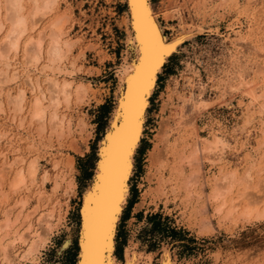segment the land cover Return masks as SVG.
Returning a JSON list of instances; mask_svg holds the SVG:
<instances>
[{
  "label": "rangeland",
  "instance_id": "rangeland-1",
  "mask_svg": "<svg viewBox=\"0 0 264 264\" xmlns=\"http://www.w3.org/2000/svg\"><path fill=\"white\" fill-rule=\"evenodd\" d=\"M181 1L183 3V0H150L152 7L154 6L153 10L156 14H158V21L163 27L165 35H167L168 38L173 37L180 31L182 32V30H187V28H189L187 31L190 30L192 34L189 33L190 37L186 39V41L182 43L181 46L178 47V51L176 53H173L168 58L167 62L163 65L162 71L158 74L155 88L151 96L149 97V104L146 110L145 120L143 124L142 137L134 154V168L129 179V193L127 202L132 198L134 202L130 207H128V210L126 207V202L125 207L123 208L120 215V219L117 223L115 235V256L119 264H123L122 262L124 259V249L131 243L132 246L135 247L134 249L141 252L154 251L157 257L159 256V253L161 252L163 247H168L173 258H176L178 261L182 262L186 260V262H190L189 264H264V217H260V219L258 220L252 219L250 221H243L242 219H239V221L237 220L236 224L232 225L231 221H227L229 219L223 221L225 220L224 218H219L222 217L221 214L223 212L217 216H214L212 206H209L207 213L203 214V216L200 215L198 213V199H195L194 195L189 194L187 191L185 192L183 189L179 190L181 193L179 191L174 193L162 192L163 194L154 190V188H156L155 178L157 179V176L160 175L161 171L166 175L168 173V169H161V167L158 169L157 164L156 167H154L155 164H153V162L150 163L151 160H149L148 153L155 143L157 144V147H162V143H165L166 141L164 136L160 138V135L157 133V130L160 129L163 122L166 123L167 126H171V130L169 133L171 138L170 140L178 137L181 132L183 133V131H186V127L178 130L176 129V126H172L171 118L177 116L180 120L183 113L184 115L186 114V118L184 116L181 120H184L187 123L188 118L192 115L189 103H184L185 106L183 105V108L180 104L181 95H183L185 98H188V96L186 95L189 94L188 83L190 82V79L193 81V89L195 88L194 92L197 93L198 88L196 86V78L198 75L203 80H205L207 77H209L210 79L214 78L215 76L219 77L223 75L224 71L229 67L231 56L230 54L233 50L231 41H233L235 37L238 38L239 35H249L252 40L251 43L254 44V47L257 48V50H254V47L252 48L251 45H243L241 49L238 48V52L236 53V55L241 60H248L253 59L255 56L257 57L262 53V56L259 55L257 57V60L260 62L259 64H263L264 62V0H235L232 5L229 4L228 6H225V8H217V6L214 7V5H217L219 3V0H216L217 3L215 0H210V3L209 0H207V4L206 2H204L205 0H188L189 2L187 0H184L185 2L183 4L181 3V5H184L182 7L180 5ZM195 2H198V4L200 5L198 6ZM195 4L198 7H195ZM59 5L60 10H58V12H62L66 9L64 13L67 12L69 15L66 26L70 28V36L73 39L78 38L79 41H77L76 45L73 46L72 51L69 55L70 57L68 56V59L66 61V64H68L65 65V67L69 70L68 72H70V76H68L69 73L67 72V70H65L67 74L59 73L58 77L60 80H62V78L71 80L72 85L74 86L76 83H78L79 80V82L82 81L86 84L88 83L87 85L88 87H90L88 95L83 104L75 101L76 99L74 98L73 94L70 98L69 103L66 105L67 108H65V103H61L59 105L60 114H63L65 119L69 118V122L71 121L69 133H64L65 136H56V140V138L54 137L56 135L55 133H53L52 136L49 137V127L47 129L45 128L44 132H38L40 133V135L36 132L37 130L39 131V129L35 126L37 125L36 121L34 122L32 118L30 119L31 114L29 112L31 111H29L30 108L28 107H30L31 104L30 100L32 101L33 95H35L37 92H33L27 87L29 85L26 83L25 79H23L25 78L23 70H27V73L32 75V78L34 79V76H36V79H38V81L40 82L41 87L46 89V91H48L47 87H49V84L48 82L44 81H47L45 78L48 76L49 72L40 68H36L34 70V68L25 67L26 69H24L23 54L25 53V51L22 49L23 45H21L22 47H19V50L15 55L16 57L14 56V59L12 60L13 66L16 68L17 73L20 72L18 74V77L13 81L14 83L15 81H17L18 83L16 82L14 84L13 82H9L6 83V85L4 84L3 86H6L8 88H3L2 90H4L5 92H1L2 94L0 93V100L2 101V103H0V135L2 132L7 131V134L2 133L4 134L3 137L5 138L0 136V138L2 137V140L0 139V155L4 154L3 157L0 156V158L3 159L5 157L4 160H7V162L14 161V158L23 159L21 161L22 163H18L17 165L10 167L9 170H7V172L5 173V177L3 176V179H0V191L3 192H0V199H5L4 201L0 200V202H3L0 203V215L2 214V212L4 213L7 209H10V207H12L14 204L13 202H15L17 199H19L20 197H27L28 202L25 212H29L27 210H30V208L32 210V206L34 204L35 205L33 207L37 206L36 213L30 217L33 223V227L35 226L34 228H36L38 223L37 221L35 223V220H38V217L37 219H35L36 216H38L39 213H45L43 211H46V208H48V206L45 204L50 203L46 198L47 195L50 194L53 190L52 185L54 183L55 173L54 164H56L60 158L62 159L63 156L65 157V155H67L69 157H72L74 166L76 168L74 173L76 184L75 193L68 199V207L66 212L65 210L62 211L64 214V219L61 225H56V229L53 228L54 231L52 230V234L49 237L48 243L46 244L45 248L41 250L36 260L33 262H27V264H76L78 256V232L80 227V205L83 197V192L86 190L87 186H89V182L94 174V166L98 157L97 151L99 147V140L102 139L105 131L109 127L111 120L110 118L112 117V111L116 105V93L118 85L117 70L120 67V64H122L125 49L126 31L124 29L125 26L121 23V20L123 16L126 15L127 11L124 0H60ZM164 5L168 6L164 7ZM169 5L173 9H171ZM173 6L175 8L176 6H178L179 8L174 9ZM165 11H170V14L166 13ZM174 11H176V13L178 14H176ZM198 11L199 13H197ZM203 12H205L207 15ZM210 12H212V14ZM171 13L174 14L172 15ZM55 16H57V14ZM52 17H54V14L48 15L46 19L42 20L34 30V33H36L37 31L40 32V30L45 29L44 27H46V25L44 27L43 25L46 24V22H48ZM181 24L183 27L181 26ZM40 26L43 28L39 29ZM193 29L196 31H194ZM46 39L47 38H45L44 40ZM262 48L263 52H260L258 49ZM19 51L23 53L21 54V52L19 53ZM18 54H21V56L23 57ZM71 55L72 58H74V56L77 58L73 59L76 63L75 66L77 65V68L74 67L75 70L77 69L75 72H73L74 69H72L71 65L69 64ZM19 62L21 64H19ZM43 62L44 58L40 60L39 64H42ZM78 65L80 67H78ZM186 65H188V67ZM43 71L45 72L44 74ZM196 72L198 73L197 75ZM38 73H40V75ZM26 75L27 74L25 73V76ZM37 75H39L40 77ZM258 77L264 78L260 74L258 75ZM194 81L196 82L194 83ZM207 86L203 98L204 102L206 101L205 104L207 105L208 102V105L207 107L205 105L203 111L204 115L199 119L198 125L194 128L196 131H194V133H198V135L201 134L200 136L196 134L197 140L201 139L202 137H206L208 135V132H214L216 130L227 132V134L232 136L231 141L236 138V144L232 145V148L227 150L226 156L223 157L222 162L220 160L222 164L218 162L219 165L217 164L218 166H214L215 168L213 167L214 169L212 168L211 172H207L208 175L212 177V174L216 173V167L218 168L220 167V165L223 166V164L225 165L223 166L224 168H237L238 173H241V171H243L241 169H244L242 167L244 166L243 163L248 152H252V155L256 154L255 160L259 159L255 163L256 167L254 166L255 168L254 170H252V174L254 175L255 172L258 171H256L255 169L260 168L259 165H261V167H264V158H261L263 156V154L261 153H263L264 149V132L258 127L260 123V119L258 118H260V116L255 113V117L251 120V122L246 125V128L244 130H241L240 125H243L244 118L246 116L244 108H246L245 105L247 100L243 101L240 99V97L235 96L230 101L231 104H229L228 106L219 104V102L216 100L217 93L214 83L209 82ZM19 87L25 88L27 93L24 100L23 110L21 112L16 111V113H18L16 114L15 111L12 110V106L8 103V99L9 96L15 95L17 93ZM6 90L9 96L6 93ZM177 92L179 93L178 95H176ZM3 93H5L6 95H3ZM4 96L6 97L4 98ZM3 98L6 100H4ZM29 98L31 99L29 100ZM216 101L218 103H216ZM71 102L76 103L74 104ZM6 103L7 105H9V109H11L13 112L11 110L9 111ZM163 103L166 104L164 105ZM1 104L2 106L5 104L3 107L4 109L1 107ZM70 104L73 105L71 106ZM63 106L64 108H62ZM6 109H8L9 114H7L8 111ZM3 113L6 114L4 115ZM17 115H19L20 118H24H21L23 121L20 120ZM22 115H24V117ZM79 116L80 118H84L86 120L88 127L86 131H83V134L78 130L77 126L79 120L77 118H79ZM167 116H169L170 118H168ZM10 117L12 118L9 119ZM166 118L168 120H166ZM28 119H30V122L28 121ZM17 124L20 126H18ZM16 125L18 128L16 127ZM73 125L74 129H77L75 130L77 132H75L74 129H71L73 128ZM35 127L37 128V130L35 129L36 131L34 130ZM187 127H190V125ZM249 129H252V132ZM88 131L91 133V135L86 137V133ZM30 133L32 134L30 135ZM34 133H36V135ZM10 134L11 136H9ZM32 135L34 138H32ZM37 135L39 136V138L41 137V139H39ZM155 135H158L157 138ZM187 135L189 136L191 135V133ZM46 137H48V139L50 140L46 139ZM65 137L68 139H65ZM69 137L73 138H70L69 140ZM80 138H85V142ZM158 138L160 139L157 140ZM73 139L75 140V143L72 142ZM10 140L13 142L10 143ZM35 140H40L41 143H45L48 140L47 142H49L48 144L50 146H47V142L44 145H46L48 148L46 146L43 147V145L40 146L41 143L38 142L37 144ZM261 141L263 143L258 150L256 148H258V142L261 143ZM34 142L38 146L32 144ZM192 142L193 140L191 139V137H187V141H181L180 143L177 142V145L181 146L185 143L190 144L187 147L188 149H190L189 147H191ZM244 142L246 144H244ZM9 143L10 145L8 146L7 144ZM26 144H32L33 146H27ZM240 144H244L246 148L240 149ZM27 147L29 149H27ZM36 147L39 149H37ZM15 148L17 151L15 150ZM26 149L29 151H25ZM188 149L186 151H188ZM255 150L256 152L255 154H253V151ZM27 152H29V154H27ZM15 155L19 156L20 158L14 157ZM32 156H34L33 158L37 159L39 167L36 181L37 184L29 186L27 190L26 187L25 190L23 187H21L19 190L17 189L16 192L14 191L11 194L12 191L7 184L10 185V180L13 177L12 174L14 175V169H17L20 164L21 166H25L26 164H28L26 162H28V160L32 158ZM2 159H0V162H2ZM210 166H212V163H207L206 170ZM223 167H220L222 171H227V169H223ZM43 170L44 172L48 171L50 177H52L47 181L46 188H42V192H44V195L41 196V201H39L40 199H38L39 197L37 196V190L41 187V185H39V182L42 174L44 173ZM188 171L190 172L189 169L185 168L182 176L186 175ZM150 172H154L153 175ZM7 174L9 177L7 176ZM150 174L152 178L150 177ZM256 175H258V177ZM256 175L253 176V181L255 179L256 181L260 179V175L258 173ZM6 179L8 183L6 182ZM211 179L209 181L212 182L213 179ZM2 184L4 185L2 186ZM210 185L213 184L210 183ZM260 185L262 184L260 183ZM193 189L194 190L192 192H195V188ZM234 189L237 191L236 188ZM234 189L230 193V195L232 196H235ZM204 190L205 191L203 192V196L201 195L202 199H205L207 197L204 194L209 193V187H205ZM4 191L7 192V198L2 197V194H5ZM58 191L60 195V190ZM184 193L186 194V196H184ZM35 197L38 200H36ZM202 202L204 204V200ZM195 203L196 205H194ZM7 205L11 206L8 207ZM64 207L65 206L63 205V208ZM2 208L4 209L2 210ZM13 211L14 212L12 214H16L15 212L17 210ZM154 214L156 219L153 223H157L156 226H153L151 220H149V216ZM1 217H4V215L0 216V221L2 220ZM202 217L203 219H201ZM201 220L203 225L206 224V226L203 227H207L206 229L204 228V231H202L203 228L199 225L201 223ZM207 222L211 223L212 225L208 224ZM199 227H201L200 232ZM67 237H69V242L66 246H63V243ZM120 248L121 250L119 253L118 251ZM0 260L1 264H6L1 259V257ZM16 261L17 260H14L11 264H19L18 261L17 263Z\"/></svg>",
  "mask_w": 264,
  "mask_h": 264
},
{
  "label": "bare ground",
  "instance_id": "bare-ground-1",
  "mask_svg": "<svg viewBox=\"0 0 264 264\" xmlns=\"http://www.w3.org/2000/svg\"><path fill=\"white\" fill-rule=\"evenodd\" d=\"M185 1L183 0V3ZM201 1H204V0H201ZM59 2L60 0H0V93L5 92L2 89L5 88L6 86L4 87L3 85L4 84L6 85V83H9V82H13L18 77V74L20 73V72L17 73L16 68L13 66L12 60L14 59V56L17 54L19 47L23 45L22 49L25 51V53L23 54L24 57L21 56V54L23 53L21 51H19V53L21 52V54H18V55L24 58V65H23L24 69L29 68V67L34 68V70L36 68H40L42 70L44 69L49 72V74L47 73L48 76L45 78L47 81H44V78H43V81L48 82L49 84V87H47L48 91H46V89L41 87V84L38 81V79H36L37 78L36 76H34L35 77L34 79L32 78V75L27 73V70L22 69L24 71L23 73L25 77V78L23 77L22 78L25 79L26 83L29 85V86L27 85L26 86L29 89H31L33 92H37L35 95H33L32 101L30 100L31 98H29L31 102V104L29 102L30 107H28L30 108L29 111H31L29 112L31 114L30 119L32 118L34 122L36 121L37 125L35 126L38 127L39 131L37 130L36 127L34 128V130L36 129L37 131L36 130L35 131L37 133L44 132L45 128L47 129L49 127L48 128V131L50 132V134H48L49 137H51L52 134L55 133L56 134L54 136L55 138L56 136L57 137L63 136L64 133L66 132L69 133L70 123H71V121L69 122L68 120L69 116L66 117L68 119H65L64 115L60 114L59 105L61 103L62 104L65 103L64 105L66 106L69 103L70 98L73 94H74V98L76 99L74 100L80 104H83V102L85 101L88 95L89 89H90V87H88L87 85L88 83L86 84L82 81L79 82L78 80V83H76L74 86L72 85L71 80H68L66 78H62V80H60L58 77L59 73L67 74V72L69 71L65 67V65L68 64V63L66 64V61L72 51L73 46L76 45L77 41H79L78 38H76L77 40L74 38L75 39L74 40L70 36V28L66 26L69 15L67 12L64 13L66 9L62 12H58V10H60ZM124 2L126 4L127 11H126V15L123 16L121 23L122 25L125 26L124 29L126 31V40H125L123 61L117 70V77H118L117 79L118 85H117V93H116L117 101L112 111V117L110 118L111 120H110L109 127L107 128L102 139H100L98 143L99 145L98 151H97L98 157H97V161L94 166V174L89 182V186H87L86 190L83 192V197H82L80 211H79L80 227H79V232H78V244H77L78 245V256H77L76 264H97L96 249L99 247L101 243H104V247L100 249L101 256H100L98 264H119L115 256L116 227L120 219L122 210L125 207V204L127 202V197L129 193V179L132 175L133 168H134V165H133L134 154L136 152V149L142 137L143 124L145 120L146 110L149 104V97L151 96L155 88L158 74L162 71L163 65L167 62L168 58L173 53H176L178 51V47L181 46V44L184 43L186 39L190 37L189 33L192 34L190 30H189L190 32L187 31L189 29L187 28V30H182V32L179 30L180 31L179 33L175 34L171 38H168V36L165 35L163 27L158 21V18H157L158 14H156L155 11L153 10L154 6L152 7L150 0H124ZM204 2H206V4L208 3L207 0H205ZM234 2L235 0H219V3L217 5H214V7L217 6V8L218 7L225 8V6H228L229 4L232 5ZM141 3L143 6H146L148 17L150 18L152 24L154 25L155 29L159 33V39L163 43L171 45L172 50L164 57L163 62L157 67L155 73L153 74L151 86L148 89L147 96L144 98V105L140 111V121L138 124V131L136 133L135 141L132 145L131 151L128 153V156H127L128 168L126 171V175H124V178L121 182L122 190L117 189L116 193H113L112 192L113 168H112V163H111V153L119 145V138L122 133V130L124 129L126 121L131 120L132 114L130 110V103H131L130 97L134 98L135 84L139 76L138 68L140 67L142 63V58L144 55L142 51V45H141V38L143 36V32L141 31L140 27H138L141 24V18L139 15ZM181 3L182 1L180 2V5ZM195 3H197L198 6L200 5L198 4V2H195ZM209 3H210V0H209ZM197 5L195 7H198ZM167 6L168 5L166 6L164 5V7H167ZM182 6L184 5H181V7ZM176 8H179V7L176 6ZM176 8L174 7V9ZM174 12L176 13V11ZM166 13L170 14V11ZM197 13H199V11ZM203 13L206 14L205 12ZM210 13L212 14V12ZM50 14H54V17H52L48 22H46V24L44 25L42 24L43 27L46 25V27H44L45 29L40 30V32L36 30L37 32L35 31L36 33H34V30L37 28L39 23L42 20L46 19L48 15ZM56 14L57 16H55ZM43 27L40 26L39 29ZM200 30H201V27H200ZM43 32H44V36H43ZM45 38L47 39L44 40ZM231 42H232L233 50L230 54L231 56H230V61H229V67L228 69L224 71L223 75L219 77L215 76L214 78H210V79L209 77H207L205 80L200 78L198 75L196 78L197 79L196 86L198 88V92L197 93L194 92L195 88L193 89L194 87L193 81L190 79V82L188 83V88H189L188 93L189 94L186 95L188 96V98H185L183 95H181L180 97V100H181L180 104L182 105L181 107L183 108L184 103L186 102L189 103L191 107L192 115L191 117H189L190 119L188 118L187 123L186 121L181 120L184 116L186 118V114L184 115L183 113L181 115L182 118H180V120L178 119L177 116L172 117L171 123H172V126H176V129L178 130L186 127V131H183V133L181 132L178 137H175L173 140H170L171 138H170L169 133L171 130V126L169 124H168L169 126H167L166 123L163 122L160 129L157 130V133L160 135L159 136L160 138L164 136L166 141L165 143L161 142L162 147H157L156 146L157 144L155 143L154 146L151 147L152 149L149 150L148 156H149V160H151L150 163L153 162V164H155L154 167H156V164H157L158 169L160 167L161 169H166V168L168 169V173L166 175L164 172L161 171L160 175L157 176V179L155 178L156 188H154V190L160 193L162 192L163 193L164 192L174 193V192H178L180 189H183L185 192L187 191L189 194L194 195L195 199H198L197 200L199 203L198 213L200 215L203 216V214L208 212L209 206H212L213 208L212 211L214 213V216H217L223 212L224 215L222 213L221 214L222 217H219V218H222V219L224 218L225 220L223 221H226V219H229L227 221H231L232 222L231 224L233 225V224H236L237 220L239 221V219H242L243 221L244 220L250 221L252 219L258 220L260 219V217H264V167H261V165H259L260 168L255 169L256 171L257 170L258 171L255 172L254 175L258 173L260 175V179H258L257 181L255 179L254 180L255 182H254L253 181L254 175L252 174V170H254V168L256 167L255 163L259 160V159L255 160V156H256L255 154L256 150H255L253 151L254 152L253 154L255 155H252V152L251 153L248 152L246 154V158L243 163L244 166L242 167L244 169L240 168L241 170H243L241 171V173H238L237 168L235 169L224 168L223 166L225 165L223 164V166L220 165V167H223V169H227V171L225 170L222 171L220 167L218 168L216 167L217 169L216 173H213L212 177H210L207 172H211L212 168L216 166L218 162L219 163L222 162L223 157L226 156L227 150L232 148V145L236 144V141H235L236 138L234 136L235 139L231 141L232 136L227 134V132L222 131V130H216L214 132H208V135L206 137H202L201 139L198 138L199 140H197L198 133H194L195 131L194 128L198 125L199 119L204 115L203 111L206 105L205 104L206 101L204 102L203 95L205 93V89L208 87L207 85L209 82H213L215 85V90L217 93L216 100L219 102V104L228 106L229 104H231L230 101L235 96L240 97V99L243 101L247 100L246 105H245L246 108H244L245 109L244 112L246 116L244 118L243 125H240L241 130H244L246 128V125L251 122V120L255 117L254 114L256 113L260 116V118H258L260 119L259 120L260 123L258 127L259 129H262V131L264 132V78L258 77L259 74L262 75V77H264L263 76L264 62L263 64H259L260 62L257 60V57L261 55L262 53L259 54L257 57L255 56L253 59L241 60L236 55V53L238 52V48L241 49L243 45H246V46L251 45L253 48L254 44L251 43L252 42L251 37L249 35L248 36L239 35L238 38L235 37V39H233V41ZM253 49L257 50V48L255 47ZM258 50L260 52H263L262 51L263 48L258 49ZM23 58H20V59H23ZM42 58H44V62L42 64L41 63L39 64ZM71 58H72V55H71ZM71 58H70L69 64L71 65L72 69H74V67L77 68L76 67L77 65L75 66L76 63L73 60L76 57L74 56L72 60ZM19 64L21 63L19 62ZM70 65H69V68H70ZM186 66L188 67V65ZM78 67L80 66L78 65ZM65 70H67V72ZM76 70L74 69L73 72H75ZM25 73L27 74L26 76H25ZM44 73L45 72L43 71V74ZM68 73H69L68 76H70V72ZM38 74L40 75V73ZM197 74L198 73L196 72V75ZM16 82L17 81H15V83ZM195 82L196 81H194V83ZM18 89L19 90L16 89L17 93L11 96L8 95V92L6 90V93L9 96L8 103L12 106V110L15 111V113L16 111L21 112L23 110L24 100H25V96L27 93L25 88L19 87ZM178 94L179 93L177 92L176 95ZM3 95H6V94L3 93ZM5 97L6 96H4V98ZM217 101L216 103H218ZM0 103H2V101ZM71 103H74V102H71ZM163 104L165 105L166 103H163ZM4 105L2 106L1 104V107L3 108ZM207 105H208V102H207ZM6 106L8 107L9 105H7L6 103ZM62 108H64V106ZM65 108H67V106ZM8 109L6 110L8 111ZM10 110L11 109H9V111ZM9 111L7 112V114H9ZM19 115L17 116L19 117ZM24 115L22 116L24 117ZM167 117L170 118L169 116ZM11 118L12 117H10L9 119ZM21 118L19 117L20 120L24 119V118L22 119ZM30 119H28V121ZM77 119H79L77 123L78 130L82 132L83 134V131H86L88 129L86 120L84 118H80V116ZM166 120L168 119L166 118ZM189 125L190 127H187ZM71 129H74V125H73V128ZM75 130L77 129H74V131ZM250 131L252 132V129ZM2 133L7 134V131L2 132ZM2 133L0 136L3 137L4 134ZM40 133L38 134L40 135ZM72 133H73V130H72ZM190 133L191 135L188 136L187 134H190ZM31 134L32 133H30V135ZM34 134L36 135V133ZM86 134H87L86 137L91 135L89 131ZM9 136H11V134ZM9 136H8V139H9ZM155 136L157 138L158 135H155ZM187 137L189 138L191 137V139L193 140L191 147H189L190 149L187 148L190 144L185 143L181 146L177 145V142L180 143L181 141H187ZM32 138H34L33 135H32ZM70 138L71 137H69V140ZM160 138H158L157 140H159ZM39 139H41V137ZM46 139H48V137H46ZM65 139H68V138L65 137ZM74 139L72 140V142L76 140ZM82 139L84 140L85 138H82ZM12 142L13 141H11L10 143ZM38 142H40V140L36 141L37 144ZM10 143L7 145L9 146ZM45 143L42 142L40 146L42 145L43 147L46 146L44 145ZM48 143L49 142H47L46 144ZM262 143H263L262 141L261 143L258 142L259 145H257L258 148L256 149L259 150V148L262 146ZM32 144H35V142ZM32 144H28V145L26 144V145L33 146ZM241 144H240V149L246 148L244 145L246 144L245 142L243 145ZM47 146H50V145L48 144ZM73 146H72V149H73ZM27 149L29 148L27 147ZM27 149L25 151H29ZM187 149L188 151H186ZM75 150H78V149H75ZM27 154H29V152H27ZM261 154H263L261 158H264V149H263V153ZM3 155L4 154H1L0 156L3 157ZM14 157H19V156L15 155ZM33 157L34 156H32V158H30L28 162H26L28 163L26 164L27 166L25 165L26 167L21 166L20 164V166L17 169H14V175L12 174L13 177L10 180V185L7 184L12 191L11 194L14 191L16 192L17 189L19 190L21 187H23L24 190L26 187V190H27L29 186L37 184L36 181H37V174H38L39 167H38L37 159ZM4 159L5 157L2 159V162H0V179L1 178L3 179V176L5 175L7 170H9L10 167L17 165L18 163H22L21 161L23 160L21 158L20 159L14 158V161L7 162V160H4ZM207 163H210V164L212 163V166H210L206 170ZM54 167H55V173H54V183L52 185L53 190L50 194L47 195V198H46L47 200H49L48 202L50 203L45 204L48 206V208H46V211H43L45 213H41V214L39 213L40 216L39 215L36 216L35 219H37L38 217V220H35V223L36 221L38 222L36 228H34L35 226L33 227V223L30 217L36 213L37 206L33 207L35 205L34 204L32 206L33 208L32 210L30 208V210L29 209L27 210L29 212H25L27 202H28L27 197H26L27 199L21 198L19 195L20 198L17 199L15 202H13L14 204L12 203L13 206L10 207V209H7L4 213L2 212L1 215H4V217H1L2 220L0 221V257L4 261V263L11 264L14 260H17L19 264H27V262L35 261L38 255L40 254L41 250L44 249L46 244L48 243V240L52 234L53 228H55L56 225L57 226L59 224L61 225L64 219V214L62 211L65 210L66 212L67 207H68V199L71 195L75 193L76 184H75V179H74L75 178L74 173H75L76 168L74 166L72 157L71 156L69 157L67 155H65V157L63 156L62 159L60 158L57 161V163L54 164ZM185 168L189 169L190 172L188 171L189 173L187 172L186 175L182 176ZM12 172H13V169H12ZM153 173L151 174L153 175ZM151 174H150V177H151ZM256 176L258 177V175ZM51 177L48 171H45L42 174L40 178V182H39V185H41V187L39 189L37 188L38 189L37 196L39 197L38 199H40L39 201H41V196L44 195L43 194L44 192H42L43 191L42 188L44 189L46 188V185H47L46 183ZM210 179L212 180V182L209 181ZM6 182H7V179H6ZM210 183L213 185H210ZM260 183L262 185H260ZM3 185L4 184H2V186ZM205 187H209V193L204 194L207 197L205 199H202L201 197L203 196ZM237 187L238 188L240 187V188L238 189ZM193 188H195V192H192L194 190ZM234 188H236L237 191ZM233 189L235 192V194L234 193L233 194L235 196L230 195ZM58 190H60V195H59ZM4 192L5 194H2V197L7 198L6 193L8 192V190L7 192L6 191ZM55 193H57L58 195ZM117 193L119 195V199L115 201L116 210H115L114 215H112L110 200L106 199V197H112ZM184 196H186V194ZM38 199L36 198V200ZM0 200L4 201L5 199L2 198ZM203 200H204V204L202 202ZM4 205H5V202H4ZM63 205L65 206L64 208H63ZM194 205H196V203ZM3 209L4 208H2V210ZM13 210H17L15 212L16 214H12L14 212ZM97 216L102 217L104 220L106 241H104L103 238L98 235L96 224H95V218ZM201 219H203V217ZM109 220H110V224L108 223ZM208 224H211V223H208ZM199 225L203 228V230L201 229L202 231H204L207 228V227H203V226H206V224L203 225L202 220ZM201 227H199V232H200ZM68 242H69V237L65 239L63 246H66ZM134 248L135 247H133L131 243L125 247L124 259L122 262L123 264H189L190 263L188 261L186 262V260L182 262V261H178L176 258H173L168 247H163L158 257L155 255L154 251L141 252Z\"/></svg>",
  "mask_w": 264,
  "mask_h": 264
},
{
  "label": "snow or ice",
  "instance_id": "snow-or-ice-1",
  "mask_svg": "<svg viewBox=\"0 0 264 264\" xmlns=\"http://www.w3.org/2000/svg\"><path fill=\"white\" fill-rule=\"evenodd\" d=\"M139 15L141 18L140 27L143 32L141 38V45L143 51V58L140 67L138 68V79L135 84L134 98L130 97V110L131 120L126 121L124 129L119 138L118 147L111 153V163L113 168L112 178V192L116 193V190H122V180L128 168L127 156L131 151L132 145L135 141L136 133L138 131V124L140 121V111L144 105V98L147 96L148 89L151 86L153 74L157 67L163 62L164 57L172 50V46L163 43L159 39V33L152 24L147 14L146 6L141 3ZM110 200L111 213H115V201L119 199L118 193L112 197H106ZM110 224V220L108 221ZM95 224L98 235L106 241L105 224L102 217L97 216L95 218ZM104 247V243H101L96 249L97 264L99 262L101 251Z\"/></svg>",
  "mask_w": 264,
  "mask_h": 264
},
{
  "label": "trees",
  "instance_id": "trees-1",
  "mask_svg": "<svg viewBox=\"0 0 264 264\" xmlns=\"http://www.w3.org/2000/svg\"><path fill=\"white\" fill-rule=\"evenodd\" d=\"M133 202H134L133 198L132 199H129V201L126 204L127 210H128V207H130ZM155 219H156L155 214L149 216V220H151L153 226H156L157 225V223H153ZM120 250H121V248L118 251L119 253H120Z\"/></svg>",
  "mask_w": 264,
  "mask_h": 264
}]
</instances>
